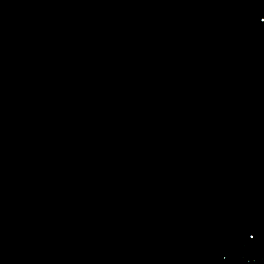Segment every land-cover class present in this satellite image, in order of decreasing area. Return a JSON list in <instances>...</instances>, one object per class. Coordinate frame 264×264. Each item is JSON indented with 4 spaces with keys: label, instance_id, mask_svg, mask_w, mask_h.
Returning <instances> with one entry per match:
<instances>
[{
    "label": "water",
    "instance_id": "95a60500",
    "mask_svg": "<svg viewBox=\"0 0 264 264\" xmlns=\"http://www.w3.org/2000/svg\"><path fill=\"white\" fill-rule=\"evenodd\" d=\"M0 264H264V0H0Z\"/></svg>",
    "mask_w": 264,
    "mask_h": 264
}]
</instances>
